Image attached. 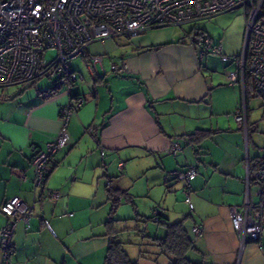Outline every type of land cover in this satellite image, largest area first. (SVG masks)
Returning a JSON list of instances; mask_svg holds the SVG:
<instances>
[{"label":"crops","instance_id":"1","mask_svg":"<svg viewBox=\"0 0 264 264\" xmlns=\"http://www.w3.org/2000/svg\"><path fill=\"white\" fill-rule=\"evenodd\" d=\"M183 26L88 44L89 54L103 57L104 74L92 78L85 57L84 72L73 67L83 80L71 93L85 103L69 118L68 143L47 165L43 188L33 186L32 150L56 136L58 108L69 97L66 83L40 87L38 78L0 88V228L8 222L4 201L19 196L32 206L28 227L19 221L13 232L10 264H102L111 188L130 197L112 217L137 264L169 263L162 254H151L157 260L139 254L140 246L155 252L143 235L165 233L164 224L148 219L154 208L161 221L182 222L194 241L190 260L264 264V231L241 246L229 212L246 195L253 206L260 201L253 172L264 159L257 155L259 136L252 133L259 118L249 107L251 94L246 98L240 77L229 78L239 56L216 65L218 54L202 51ZM112 62L126 68L112 72ZM244 99L242 122L236 116ZM174 144L180 147L176 152ZM190 166L197 170L190 181L192 210L184 201V182L174 175ZM51 189L60 197L48 202L45 191ZM194 225L203 228L201 236L193 233Z\"/></svg>","mask_w":264,"mask_h":264},{"label":"built area","instance_id":"2","mask_svg":"<svg viewBox=\"0 0 264 264\" xmlns=\"http://www.w3.org/2000/svg\"><path fill=\"white\" fill-rule=\"evenodd\" d=\"M238 7L242 8L245 20L243 48L237 69L229 73V78L235 81L240 77L244 91L247 72L255 94L264 100V0H0V88L30 84L47 75L59 84L66 83L69 96L58 108L60 126L56 136L43 148L33 146L34 189L44 187L49 161L68 143L69 118L85 103L83 96H72V85L81 82L83 76L71 61L85 57L92 78L104 74L103 57L89 54L88 44L116 36L131 38L166 25L182 26ZM198 43L202 51L218 54L224 61L229 59L221 45L207 35ZM47 50L55 51L53 58L44 57ZM125 68V63L110 64L115 73ZM245 106L244 99L237 108L238 121L246 120ZM179 148L174 144L172 152ZM196 174L192 166L174 171L175 177L184 182V201L190 210V181ZM253 177L259 184L260 201L253 206L246 195L241 206L229 207L231 224L241 246L258 240L264 231V159L258 163ZM45 192L48 202L60 197L57 190ZM31 209L19 196L2 203L1 211L8 216V222L0 228L1 264H10L13 232L19 221L28 227ZM159 211L154 208L152 214L157 216ZM192 231L196 236L203 234L200 225L192 226Z\"/></svg>","mask_w":264,"mask_h":264},{"label":"trees","instance_id":"3","mask_svg":"<svg viewBox=\"0 0 264 264\" xmlns=\"http://www.w3.org/2000/svg\"><path fill=\"white\" fill-rule=\"evenodd\" d=\"M192 38L199 45V40L206 36L205 33L201 31L192 32ZM195 35V36H194ZM72 65V61H71ZM250 76L246 72L245 73V94L246 98L250 95L249 82ZM57 82V81H54ZM253 90V86H252ZM254 92V90H253ZM197 133L200 135H204V130H200ZM196 135V133L194 134ZM50 162V161H49ZM49 164V163H48ZM47 168L45 177L47 175ZM108 196L111 199V210L110 216L106 221V236L108 237V247L106 256L102 264H137L135 259L129 257L127 251L125 250V241L120 239L121 230H118L115 227L116 220L112 217V213L116 209L117 205L122 200H129L130 197L126 195L124 192L119 190L108 189ZM160 211L157 216L151 214L148 219H157V221L165 226V233L163 236H148L143 235L148 239V244L155 248V252H150V247H145L143 249L141 246L139 247V254L142 256H148L151 259L157 260L151 256V254L156 255H165L169 259L168 264H202L201 262H194L187 257V253L195 249L193 239L188 235V232L183 228L182 222H174L169 223L165 221H161L160 219ZM150 249V250H149Z\"/></svg>","mask_w":264,"mask_h":264},{"label":"rangeland","instance_id":"4","mask_svg":"<svg viewBox=\"0 0 264 264\" xmlns=\"http://www.w3.org/2000/svg\"><path fill=\"white\" fill-rule=\"evenodd\" d=\"M206 20V21H204ZM204 20H198L194 22H189L184 24V28L188 31L196 32L201 31L206 33L213 41H220L222 52L223 47H225L226 51L223 52L229 59L228 63L235 60V57L240 56L243 48V33L245 27V20L243 16L242 8H234L230 11H225L217 14V16H211ZM162 27V26H161ZM159 27H156V29ZM195 36V35H194ZM96 46L101 44L100 41H95L93 43ZM227 50H232L233 52H229ZM229 53V54H228ZM213 54V53H212ZM55 55L54 50H47L44 53V57L46 59H51ZM215 56L217 54H214ZM216 65L223 66L222 64H228L221 60L220 55H217ZM72 67L78 68L79 71L84 72L83 61L80 58H75L72 60ZM76 70V69H75ZM78 71V72H79ZM40 87H46L50 84L54 83V79L52 77H48L47 75H43L37 81ZM251 85H249L250 91V99H249V107L254 113V117L259 118L257 121L258 128L257 131H254L255 135L259 136L260 144L257 149V155L264 154V100L258 97L255 92L252 90V80L249 79ZM78 82L76 84H79ZM219 104L217 103V106ZM255 128V125H252Z\"/></svg>","mask_w":264,"mask_h":264}]
</instances>
